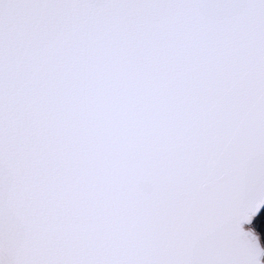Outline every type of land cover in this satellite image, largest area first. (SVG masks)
I'll return each mask as SVG.
<instances>
[{
	"label": "snow or ice",
	"instance_id": "obj_1",
	"mask_svg": "<svg viewBox=\"0 0 264 264\" xmlns=\"http://www.w3.org/2000/svg\"><path fill=\"white\" fill-rule=\"evenodd\" d=\"M0 264H264V0H0Z\"/></svg>",
	"mask_w": 264,
	"mask_h": 264
}]
</instances>
